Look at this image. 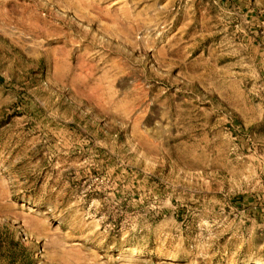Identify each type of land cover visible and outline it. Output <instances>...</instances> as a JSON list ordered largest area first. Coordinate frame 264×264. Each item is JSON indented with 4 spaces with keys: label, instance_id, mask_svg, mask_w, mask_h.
I'll return each instance as SVG.
<instances>
[{
    "label": "rangeland",
    "instance_id": "1",
    "mask_svg": "<svg viewBox=\"0 0 264 264\" xmlns=\"http://www.w3.org/2000/svg\"><path fill=\"white\" fill-rule=\"evenodd\" d=\"M0 264H264V0H0Z\"/></svg>",
    "mask_w": 264,
    "mask_h": 264
}]
</instances>
